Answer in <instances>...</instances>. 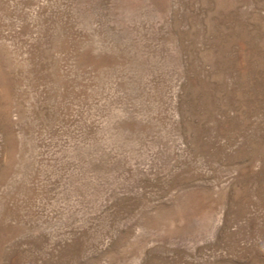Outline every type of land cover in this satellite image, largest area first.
I'll return each instance as SVG.
<instances>
[{"label": "rangeland", "instance_id": "1", "mask_svg": "<svg viewBox=\"0 0 264 264\" xmlns=\"http://www.w3.org/2000/svg\"><path fill=\"white\" fill-rule=\"evenodd\" d=\"M0 264H264V0H0Z\"/></svg>", "mask_w": 264, "mask_h": 264}]
</instances>
